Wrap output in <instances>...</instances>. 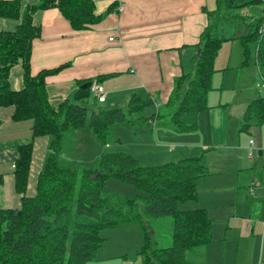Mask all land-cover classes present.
Masks as SVG:
<instances>
[{
    "label": "crops",
    "instance_id": "0c3cea01",
    "mask_svg": "<svg viewBox=\"0 0 264 264\" xmlns=\"http://www.w3.org/2000/svg\"><path fill=\"white\" fill-rule=\"evenodd\" d=\"M36 1L21 0V6ZM248 1L242 0L234 11L240 14V7L245 6L241 4ZM112 2L94 1V11L101 14V18L82 29L73 28L55 5L36 9L32 21L40 27V34L32 39L31 74L61 66L44 75L48 100L53 106L63 99L72 101L81 82L90 81L89 85L101 83L105 99L96 101L89 90L88 101L94 102L92 108L118 107L127 119L109 126L111 138L109 135L108 138L116 143L113 144L117 148L114 151L130 153L144 165L161 164L186 156L200 157L204 171L196 178L195 197L178 205L181 209L203 208L210 220V241L185 251V258L191 264H264V141L259 144L241 134L264 123L257 124L252 115L243 118L247 104L264 92L239 91L230 100L223 98L222 92L216 96L209 90L206 108L180 116L183 123L191 126L188 129L175 130L169 117L171 110L167 100L174 79L193 72L199 36L209 21L208 11L216 7V0H121V11H117ZM258 4H262L263 9L264 4ZM262 14L263 11L259 16ZM242 16L248 21L252 19L248 15ZM227 21L246 24L239 19ZM17 22L0 18V28L13 30ZM237 37L227 36L233 40ZM218 57L219 52L214 59V71L228 66L229 54L225 65H218ZM254 65L255 73L262 81L255 55ZM22 73L20 62L10 68L11 89L18 90L23 86ZM214 74L211 75L212 82ZM257 83L255 86L260 92L262 88ZM133 94L149 98L151 103L133 113L134 117H129L132 114L126 115V112ZM150 105L153 109L145 112ZM162 107L165 108L161 110ZM13 109V105L0 106V208H18L21 203L13 173L19 145L32 140L25 194L33 196L50 140L49 135L32 137L33 119L14 120ZM151 114L155 116L151 118ZM136 117H143L146 121H129ZM124 122L131 126L139 124V128L132 130L130 135H121L115 125L125 127L121 124ZM249 140L252 141L251 153ZM129 143H132L131 147ZM72 144L92 145L90 162L97 161L100 153L109 151L105 147L111 146L109 142L102 143L87 125L66 131L61 159L78 165L85 162V150L83 148L77 156L70 155L68 150ZM144 222L158 247H162L158 245L159 223L164 224L166 236L162 244H170V217L146 218ZM107 229L112 232L103 237L95 259L89 264H142L140 224L127 221Z\"/></svg>",
    "mask_w": 264,
    "mask_h": 264
},
{
    "label": "trees",
    "instance_id": "16d2710c",
    "mask_svg": "<svg viewBox=\"0 0 264 264\" xmlns=\"http://www.w3.org/2000/svg\"><path fill=\"white\" fill-rule=\"evenodd\" d=\"M247 3L264 4V0H250L241 5ZM54 5L75 29L88 28L101 18L91 0H37L23 7L21 0H0V18L18 20L13 30L0 28V106L13 105L14 120L32 118V137L50 136L33 196L25 194L32 140L18 147L13 173L21 203L18 208H0V264H89L103 242L100 230L127 221H137L142 229L139 249L142 264H191L185 251L210 241V220L203 208L181 209L178 203L195 197L196 178L204 171L199 156L144 165L130 153L118 150L100 153L93 167L62 161L66 131L87 125L106 143L110 124L127 119L118 107L88 108L89 85L77 89L72 101L63 99L55 106L49 103L44 75L61 66L32 75L30 53L32 39L40 34L32 15L36 9ZM237 6L234 0H216V7L208 11L209 21L199 36L193 72L174 79L167 104L170 121L177 131L191 127L180 119L183 113L207 107L214 59L221 41L227 39L216 33L220 22L233 19L246 22L248 32L238 37L245 56L242 63L247 61L248 42H254L255 64L264 80V5L263 14L253 21L236 13ZM18 62L23 69V86L13 90L8 76L10 68ZM150 103L149 98L133 94L127 112L137 113ZM251 115L257 124L264 121V95L247 104L243 118ZM142 120L146 121L143 117L129 121L142 123ZM109 178L130 184L139 193L101 195V188ZM163 216L171 218V241L158 247L144 220Z\"/></svg>",
    "mask_w": 264,
    "mask_h": 264
},
{
    "label": "rangeland",
    "instance_id": "374dc122",
    "mask_svg": "<svg viewBox=\"0 0 264 264\" xmlns=\"http://www.w3.org/2000/svg\"><path fill=\"white\" fill-rule=\"evenodd\" d=\"M242 0H235V3H241ZM262 12V4L258 3H248L244 7H240L239 13L242 15H248V17L252 18L251 20H254L255 17L259 16ZM249 18V19H250ZM249 30V26L241 21H222L218 24L216 33L219 37L227 38V36L234 35L237 37L238 34L242 35L243 33H247ZM238 38V37H237ZM235 38L234 40L232 38H227L221 41L220 47L218 49L219 57H218V65H225L226 57L229 54V61L228 66L225 69H219L214 71L215 74L213 76V82L211 81V86L214 87L212 90L215 93L216 96L222 92L223 98L230 99L233 94H237V92L242 93H251L252 91H256V93H263L264 91L261 89L260 92L256 88L255 84L256 82H260V77L257 73H255V65H254V49L255 44L254 42H248V54H247V61L245 64H242L245 56L243 54V47L239 39ZM217 52V53H218ZM223 63V64H222ZM214 64V63H213ZM253 72H251V71ZM220 88H222L220 90ZM94 102L88 101L86 103V106L88 108L93 107ZM105 107V105H102ZM165 107H162L161 110H163ZM122 109L125 111V108L122 107ZM153 106L150 105L149 107L145 108V112L147 110H152ZM128 113L126 112V115ZM129 117H134L132 114ZM252 121V120H251ZM121 124H125V127H122V125L118 124L117 131L121 135H130L132 134V130H137L139 127V124H135L133 126L129 125V123L124 122ZM138 125V126H137ZM253 126V125H252ZM131 127L129 130L126 128ZM141 128V127H140ZM149 130V127H147ZM241 134L246 135V139L250 138L253 140V142L261 143L264 141V123L260 125L259 127L253 126L250 128L249 133L247 132H241ZM109 137L111 138L110 134ZM108 139V142L111 144L109 147H105V149L109 151H114L117 148L113 146L114 140ZM129 147L132 146V143H129ZM92 145L86 144L83 146H78L75 144L70 145V150H68V153L73 156H77L79 153L81 154L83 151V148L85 150V158H83L84 166L86 167H93L96 165V161L90 162L91 160V151ZM126 147V146H124ZM254 154L256 156V149H254ZM110 192H117L120 194L125 193H139V191L132 185L124 183L122 181H119L117 179L109 178L105 181L103 187L101 188V195H105ZM179 205V203H178ZM141 207V203L139 204ZM168 217V216H166ZM160 225V231H157L158 237L160 239V242H158V245L163 246L162 241L164 240V237L166 236V226L162 223H159ZM159 227V226H158ZM102 228L99 232L100 236L105 237L109 231V229ZM159 230V229H158ZM168 232V231H167ZM108 235V234H107ZM107 237V236H106ZM168 237V234H167ZM103 250V249H102Z\"/></svg>",
    "mask_w": 264,
    "mask_h": 264
},
{
    "label": "built area",
    "instance_id": "2783aa9c",
    "mask_svg": "<svg viewBox=\"0 0 264 264\" xmlns=\"http://www.w3.org/2000/svg\"><path fill=\"white\" fill-rule=\"evenodd\" d=\"M91 1L94 2L96 0H91ZM112 1L115 2V4H116V10L121 11L122 10L121 0H112ZM259 30H261V28ZM257 85L264 90V81L263 80L260 81L259 83H257ZM89 90H90L91 94L95 97L96 101H98V102L104 101L105 89L101 83L92 82L89 85ZM249 142H250V146H249L248 150H249V153H251L252 141L249 140Z\"/></svg>",
    "mask_w": 264,
    "mask_h": 264
},
{
    "label": "water",
    "instance_id": "95a60500",
    "mask_svg": "<svg viewBox=\"0 0 264 264\" xmlns=\"http://www.w3.org/2000/svg\"><path fill=\"white\" fill-rule=\"evenodd\" d=\"M87 85H89V82H84L83 84H81V88H83V87H85V86H87Z\"/></svg>",
    "mask_w": 264,
    "mask_h": 264
}]
</instances>
